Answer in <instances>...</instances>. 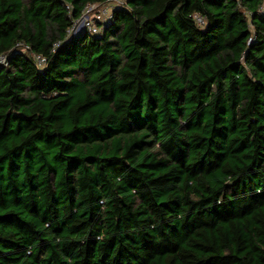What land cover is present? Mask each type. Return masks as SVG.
Masks as SVG:
<instances>
[{
	"label": "trees",
	"instance_id": "16d2710c",
	"mask_svg": "<svg viewBox=\"0 0 264 264\" xmlns=\"http://www.w3.org/2000/svg\"><path fill=\"white\" fill-rule=\"evenodd\" d=\"M105 2L0 0V264H264V0Z\"/></svg>",
	"mask_w": 264,
	"mask_h": 264
},
{
	"label": "built area",
	"instance_id": "2783aa9c",
	"mask_svg": "<svg viewBox=\"0 0 264 264\" xmlns=\"http://www.w3.org/2000/svg\"><path fill=\"white\" fill-rule=\"evenodd\" d=\"M127 0H107L103 4H89L86 6L83 15L77 19L72 28V33H81L88 31L91 34H97L101 32L106 24L113 19V12L118 8H126ZM261 15H264V2L259 9ZM196 20L200 26H205V20L202 16L196 15ZM82 26V29H79L76 32L79 26ZM46 59L42 56H36V62L38 66L42 67L45 64ZM7 64V57L4 55L0 56V65Z\"/></svg>",
	"mask_w": 264,
	"mask_h": 264
},
{
	"label": "rangeland",
	"instance_id": "374dc122",
	"mask_svg": "<svg viewBox=\"0 0 264 264\" xmlns=\"http://www.w3.org/2000/svg\"><path fill=\"white\" fill-rule=\"evenodd\" d=\"M79 29H82V26L81 25L77 28L76 32H78Z\"/></svg>",
	"mask_w": 264,
	"mask_h": 264
}]
</instances>
